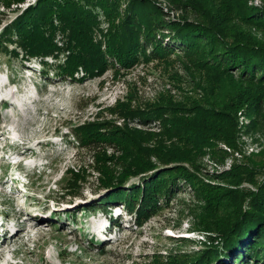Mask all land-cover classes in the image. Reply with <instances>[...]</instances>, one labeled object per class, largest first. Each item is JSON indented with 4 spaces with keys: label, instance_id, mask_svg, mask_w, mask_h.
Listing matches in <instances>:
<instances>
[{
    "label": "rangeland",
    "instance_id": "1",
    "mask_svg": "<svg viewBox=\"0 0 264 264\" xmlns=\"http://www.w3.org/2000/svg\"><path fill=\"white\" fill-rule=\"evenodd\" d=\"M151 1L166 13L167 19L175 20L184 12V17H196L222 33L232 34L237 29L264 43V28L226 20L220 6L223 1L235 10L245 3V7L256 12L264 10V0H190L195 5V16L189 10H177L181 5L174 6L170 0ZM1 4L0 30L15 18L16 10L22 6L2 8ZM97 12L99 29L106 33L109 23L100 10ZM54 24L58 25L56 21ZM4 40L9 50L18 49L9 41L17 42L15 36L11 39L6 36ZM94 40H102L99 33L96 32ZM54 41L59 50L51 56L24 61L6 53L0 56V81L15 84L0 96V148L7 153L0 163V233L4 228L10 231L2 235L0 242L18 234L22 226L27 227V231H19L20 238H15V242L3 245L0 264H146L154 254L164 256L174 250L192 253L207 245L213 234L193 228L195 207L199 208L200 204L194 200L189 186L168 208L160 209L142 226L135 225L132 216L119 218L113 205H98L108 195L98 185V170L91 154L77 148V139L66 134L70 131L75 136L76 125L93 120H110L119 127L126 124L153 134L160 131L158 123L145 126L136 119L124 120L111 113L109 108L117 102L140 109L170 101L187 109L222 110L229 116L210 118L209 114L202 115L200 109L197 116H176L196 124L200 134V138L196 137L197 156L184 166L205 183L222 185L208 177L238 165L264 163V87L242 83L235 76L198 70L177 55L166 61L140 60L116 76L114 70L108 69L95 78L69 81L55 74V67L68 56L66 37L56 31ZM17 52L20 54L21 50ZM23 68H31L29 75ZM82 76L78 68L75 77ZM7 92L13 94L4 102L2 98L7 97ZM25 98L32 103L19 107ZM10 126L15 127L8 129ZM226 135L232 137V145L224 140L228 138ZM14 140L18 141L13 143ZM162 144L165 148L170 146L167 141ZM23 147L29 151L23 155L24 159L17 161L15 153ZM151 160L157 161L154 157ZM14 161H23L21 167L38 166L25 193L16 183L11 184L14 179L10 180L8 169ZM79 166L85 172L80 186L73 188L74 177L66 170H78ZM133 180L137 183V179ZM241 187L254 190L248 184ZM110 208L113 211L107 217ZM13 216L20 219L14 220Z\"/></svg>",
    "mask_w": 264,
    "mask_h": 264
},
{
    "label": "trees",
    "instance_id": "2",
    "mask_svg": "<svg viewBox=\"0 0 264 264\" xmlns=\"http://www.w3.org/2000/svg\"><path fill=\"white\" fill-rule=\"evenodd\" d=\"M0 2L2 8L14 5L17 9L22 5L16 10L15 18L0 30V56L6 53L9 57L19 56L22 61L51 56L59 50L54 37L56 31H60L66 37L69 52L64 63L55 67V74L69 81L95 78L108 69L114 70L116 76L120 70L131 69L140 60L166 61L171 55H177L198 70L235 76L242 83L264 87L263 42L237 29L232 34L222 33L216 26L206 25L196 17H184V12L175 20L167 19L166 13L151 0ZM170 2L174 6L181 5L177 10H189L188 13L195 16V5L190 0ZM220 2L226 20L264 28L263 9L255 12L244 3L240 9L232 10V6ZM97 10L109 23L106 33L99 29ZM96 32L103 41L94 40ZM6 36L10 39L15 36L17 42L9 41L18 48L16 51L6 47ZM43 65L48 67L45 62ZM78 68L83 76L76 79ZM257 101L260 102L259 97ZM109 109L124 120L136 119L145 126L158 123L160 131L153 134L126 124L119 127L110 120L76 125L75 136L69 131L68 138L77 139V148L91 154L98 170V185L107 192L108 196L98 205H113L132 216L135 225L142 226L160 209L168 208L189 186L194 200L200 204L199 208L195 207L197 213L192 226L213 234L207 245L195 252L174 250L164 256L154 254L146 264H264V178L258 179L264 174V163L238 165L228 172L208 177L222 185L205 183L184 166L195 154L197 156L196 137L200 138V134L196 124L185 117H176L177 114L197 116L198 109L210 118L227 114L201 107L187 109L170 101L143 109L117 102ZM224 140L232 145V137ZM163 141L170 146L165 148ZM151 143L153 146L149 145ZM108 150L113 153L108 155ZM153 157L156 162L151 160ZM66 171L74 177L71 187L78 188L85 170L79 166L78 170L67 168ZM133 179H137V183ZM243 184L254 190L241 187ZM110 211L111 208L107 213Z\"/></svg>",
    "mask_w": 264,
    "mask_h": 264
},
{
    "label": "bare ground",
    "instance_id": "3",
    "mask_svg": "<svg viewBox=\"0 0 264 264\" xmlns=\"http://www.w3.org/2000/svg\"><path fill=\"white\" fill-rule=\"evenodd\" d=\"M0 88L2 89H5L6 88V84H2L0 85ZM1 89V90H2ZM10 98H11V93H10ZM15 141H13L14 143ZM29 149L27 147H23L21 149H18L17 152L15 153V157H17V161L21 160V159H24L23 158V155H25V153H28ZM20 163V162H18ZM14 220H19L20 219V216L17 217V216H13L12 217ZM108 222V221H107ZM24 225V224H23ZM27 227L24 225L22 226V228L19 230L20 232H25L27 231L26 229ZM19 231H18V234H13L11 235L7 241H2L0 242V258L2 259L4 257V248H3V245L5 244H8V243H12L14 241L15 238L19 237L20 238V234H19ZM5 233H10L9 229L8 228H4L2 229V232L0 233V239L2 238V235H6ZM15 242V241H14ZM2 243V244H1ZM8 264V263H7Z\"/></svg>",
    "mask_w": 264,
    "mask_h": 264
}]
</instances>
